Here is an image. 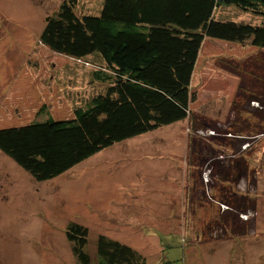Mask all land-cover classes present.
Segmentation results:
<instances>
[{"label":"rangeland","instance_id":"1","mask_svg":"<svg viewBox=\"0 0 264 264\" xmlns=\"http://www.w3.org/2000/svg\"><path fill=\"white\" fill-rule=\"evenodd\" d=\"M61 2L0 0V129L71 118L104 89L92 80L93 56L88 64L39 42ZM101 3L78 0L75 10L97 15ZM235 8L216 17L262 20ZM263 81L264 49L206 37L191 79L196 100L181 122L41 182L0 151V264H76L69 222L88 228L92 264L100 234L147 264H264Z\"/></svg>","mask_w":264,"mask_h":264},{"label":"trees","instance_id":"2","mask_svg":"<svg viewBox=\"0 0 264 264\" xmlns=\"http://www.w3.org/2000/svg\"><path fill=\"white\" fill-rule=\"evenodd\" d=\"M77 2L62 0L39 42L88 64L93 56L92 80L104 89L76 104L71 118L0 129V151L38 182L114 143L190 117L191 79L206 37L264 49V0H102L97 15L78 13ZM230 6L262 20L216 17ZM65 235L76 264H92L88 228L69 222ZM95 254L98 264H147L139 251L103 234Z\"/></svg>","mask_w":264,"mask_h":264},{"label":"crops","instance_id":"3","mask_svg":"<svg viewBox=\"0 0 264 264\" xmlns=\"http://www.w3.org/2000/svg\"><path fill=\"white\" fill-rule=\"evenodd\" d=\"M181 121H182V120H181ZM181 121H178V122H181ZM175 123H176V122H175ZM172 124H174V123H172ZM169 125H171V124H169ZM133 186H134V185H131V186L128 187V193H129L130 196H138V194H139L140 192H139L138 194H136L135 191H136L137 189L134 188ZM183 191H184V188H183ZM231 191H232V190H231ZM232 192H233V191H232ZM234 193H235V192H234ZM237 194H238V193H235V195H233V196H237ZM223 198H224V200H225V197H223ZM179 202H180V201H179ZM180 208L184 211V208H183V201L180 202ZM165 213H167V212H165ZM183 213H184V212H183ZM160 214L162 215L163 213H160Z\"/></svg>","mask_w":264,"mask_h":264},{"label":"flooded vegetation","instance_id":"4","mask_svg":"<svg viewBox=\"0 0 264 264\" xmlns=\"http://www.w3.org/2000/svg\"><path fill=\"white\" fill-rule=\"evenodd\" d=\"M251 141H252V139H251ZM241 150H242V148H241ZM210 160H211V159H210ZM210 196L213 197L211 194H210Z\"/></svg>","mask_w":264,"mask_h":264},{"label":"built area","instance_id":"5","mask_svg":"<svg viewBox=\"0 0 264 264\" xmlns=\"http://www.w3.org/2000/svg\"><path fill=\"white\" fill-rule=\"evenodd\" d=\"M249 145H250V143H249ZM242 150H244V149H242Z\"/></svg>","mask_w":264,"mask_h":264}]
</instances>
